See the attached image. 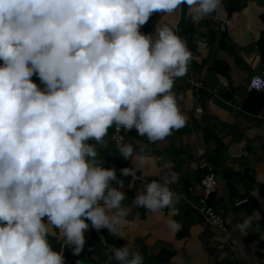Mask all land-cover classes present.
Segmentation results:
<instances>
[{
	"label": "clouds",
	"instance_id": "clouds-1",
	"mask_svg": "<svg viewBox=\"0 0 264 264\" xmlns=\"http://www.w3.org/2000/svg\"><path fill=\"white\" fill-rule=\"evenodd\" d=\"M220 2L0 0V264H64L47 239L54 230L77 255L90 226L124 237L123 181L101 166L98 146L114 125L156 143L187 121L172 91L191 59L185 41L174 25L147 35L140 28L182 4L195 23ZM251 89L264 90V78L253 77ZM117 150L136 165L122 175L135 177L147 158L122 137ZM174 182L170 174L146 183L132 204L157 215L169 209L167 225L178 232L171 217L182 195L170 188ZM251 223L248 217L236 228L245 232ZM108 259L144 264L130 242L110 246Z\"/></svg>",
	"mask_w": 264,
	"mask_h": 264
},
{
	"label": "crops",
	"instance_id": "crops-1",
	"mask_svg": "<svg viewBox=\"0 0 264 264\" xmlns=\"http://www.w3.org/2000/svg\"><path fill=\"white\" fill-rule=\"evenodd\" d=\"M162 24L174 25L191 53L186 74L175 78L172 89L186 124L156 143L138 136L134 128L123 129L124 142L147 158L135 177L122 175V169L136 165L120 155L110 138L114 126L109 128L97 159L102 167L115 169L117 179L123 181L122 204L129 209L120 225L124 237L90 226L77 255L74 246L65 245L54 230L64 264L71 260L117 264L109 261L108 248L129 242L132 250L142 253L144 264H264V132L254 131L264 130V90L248 87L253 75L264 78V0H221L216 12L195 23L182 4L172 15L154 13L140 31L154 34ZM190 79L203 81L204 88L195 91ZM32 80L43 88L37 76ZM203 162L216 173L218 185L209 202L223 218L225 229L209 225L196 208L202 195ZM170 174L175 175L170 188L182 195L175 205L179 213L171 217L181 225L178 232L167 225L169 209L157 215L132 204L146 183ZM248 217L251 226L240 232L236 225Z\"/></svg>",
	"mask_w": 264,
	"mask_h": 264
},
{
	"label": "built area",
	"instance_id": "built-area-1",
	"mask_svg": "<svg viewBox=\"0 0 264 264\" xmlns=\"http://www.w3.org/2000/svg\"><path fill=\"white\" fill-rule=\"evenodd\" d=\"M255 76L259 75H253L250 78L249 85L251 83L252 78ZM189 82L195 91H197L199 88H204V83L201 80L190 79ZM212 91L216 92L217 89H212ZM121 137L124 141L125 137L123 129L118 130L114 125L110 135L112 142L117 145L119 142H121ZM202 168L203 172L200 175L199 179V185L202 189V195L198 198V204L196 205V208L199 210V212L202 214V216L209 225L214 228L225 229L226 226L224 224L223 218L215 211V209L209 202L211 194L215 192L218 185L215 170L213 169V166L207 162L202 163Z\"/></svg>",
	"mask_w": 264,
	"mask_h": 264
},
{
	"label": "water",
	"instance_id": "water-1",
	"mask_svg": "<svg viewBox=\"0 0 264 264\" xmlns=\"http://www.w3.org/2000/svg\"><path fill=\"white\" fill-rule=\"evenodd\" d=\"M221 29L223 31V35H224V30H225V26L224 24L221 25ZM48 242L51 246V248L56 251V252H61V243L59 241H57V239L53 236V235H48L47 236ZM71 264H83L81 261H74L71 260L70 261Z\"/></svg>",
	"mask_w": 264,
	"mask_h": 264
},
{
	"label": "trees",
	"instance_id": "trees-1",
	"mask_svg": "<svg viewBox=\"0 0 264 264\" xmlns=\"http://www.w3.org/2000/svg\"><path fill=\"white\" fill-rule=\"evenodd\" d=\"M110 135H111V133H110ZM138 135V134H137ZM139 136V135H138ZM141 137V136H140ZM112 141V140H111ZM115 146H117L116 144H114Z\"/></svg>",
	"mask_w": 264,
	"mask_h": 264
}]
</instances>
